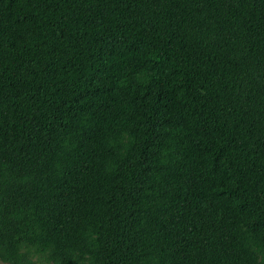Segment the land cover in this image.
<instances>
[{
  "label": "trees",
  "instance_id": "trees-1",
  "mask_svg": "<svg viewBox=\"0 0 264 264\" xmlns=\"http://www.w3.org/2000/svg\"><path fill=\"white\" fill-rule=\"evenodd\" d=\"M264 264V0H0V263Z\"/></svg>",
  "mask_w": 264,
  "mask_h": 264
},
{
  "label": "rangeland",
  "instance_id": "rangeland-1",
  "mask_svg": "<svg viewBox=\"0 0 264 264\" xmlns=\"http://www.w3.org/2000/svg\"><path fill=\"white\" fill-rule=\"evenodd\" d=\"M33 258L37 264H48L46 257H44L40 252L33 253Z\"/></svg>",
  "mask_w": 264,
  "mask_h": 264
}]
</instances>
